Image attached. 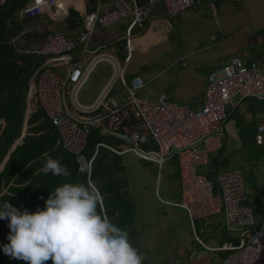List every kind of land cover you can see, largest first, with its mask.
<instances>
[{
  "label": "built area",
  "instance_id": "built-area-1",
  "mask_svg": "<svg viewBox=\"0 0 264 264\" xmlns=\"http://www.w3.org/2000/svg\"><path fill=\"white\" fill-rule=\"evenodd\" d=\"M197 1L148 0L140 5L136 0H115L110 10L84 14L76 39H69L61 32L52 33L27 51L43 60L29 81L27 112L30 113L34 100L56 135V146L74 156L78 172L86 176L87 185L96 189L92 168L102 149L117 156L132 153L158 169L165 161L175 158L181 186V200L175 205L184 210L191 227L194 228L195 221L222 215L226 230L239 236L237 245L226 243L211 249L225 253L218 264H264V221H258L247 205L242 171H200L220 150L223 126L229 115L246 99L264 102V68L253 60L246 64L237 56L230 57L207 76L203 105L198 109L171 103L163 96L152 104L137 95L144 87L141 78L128 80L125 75V65L135 49L134 30L144 29L152 6L162 4L165 16L173 19L192 9ZM63 2L30 0L20 11V17L57 16ZM127 16L132 17L123 36L127 56L124 66H120L91 51L89 42L96 26L105 28ZM212 40L221 41V34H215ZM102 60L111 62L115 74L93 104L84 106L77 95ZM54 66H64L65 77L52 71ZM116 82L123 91H114ZM92 133L124 143L126 149L98 142L87 156L85 150ZM254 140L264 147V122L256 126ZM260 206L264 210V197ZM194 240L203 246L198 235L194 234Z\"/></svg>",
  "mask_w": 264,
  "mask_h": 264
},
{
  "label": "crops",
  "instance_id": "crops-1",
  "mask_svg": "<svg viewBox=\"0 0 264 264\" xmlns=\"http://www.w3.org/2000/svg\"><path fill=\"white\" fill-rule=\"evenodd\" d=\"M114 1L115 0H64L62 10L60 12L58 11V13H60L59 15L53 17L44 15L39 18H34L37 20L34 30L37 33L45 34V39L54 32H61L65 35L63 28L46 32V29H49L48 26H51L53 21H58L60 24L65 23L67 28L72 31V35H65V37L69 39H76L82 28V18L84 14L95 11L102 13L110 10ZM136 1L138 4L142 5L148 0ZM241 2H243V0ZM196 5L192 9L173 19L167 18L164 10L163 12H157L158 6L155 10L153 9L157 15L152 12L150 13V17L146 22L144 29L140 31L139 28H135V38L133 41L135 49L126 63L127 65L130 62L134 52H137L140 56L151 55V58L158 57L161 64H163L161 69L158 72L156 71L152 76L148 74L146 75L147 77L151 76L150 79H154L155 76L159 74L162 76L163 74L164 80L161 81L160 87L163 84H165L166 87L164 93H161L158 98L163 96L171 103L188 106L191 109H198L203 105L207 76L214 69L224 64L225 61L223 62V58H226L227 62L230 57L237 56L246 64L251 60L256 62L255 57H251V55H244L243 57H240L228 51H224L221 47H218V43L224 42L225 40L220 31L219 25L216 22H213L210 18H204L203 15L200 16L195 7H197V9L201 7ZM212 12L215 15L216 8L215 10H212ZM69 13L73 14L71 17L73 19V26L68 25V21L70 20H68V17H70ZM125 19L129 20V23L124 29L121 28L116 31L109 30L106 32L107 29ZM131 20L132 17L127 16L119 22L105 28L96 26L89 42V49L112 60V62H117L120 66H124L127 52L123 42V36L125 35L126 28L130 24ZM174 21L177 22L174 23ZM218 33L221 34L222 40L214 42L212 37ZM116 54H119L120 56L122 54L124 55L122 64L120 63L119 58L116 57ZM39 60L40 59L38 58V61ZM102 61L111 64L109 61ZM147 62L148 60H145L143 63H139L137 71L138 68L147 65ZM182 63L184 65H182ZM136 76L141 78L144 86L148 83V81H150V79H147L146 82H144L139 73L131 78ZM105 86L101 88L99 94ZM99 94H97V97ZM246 100H244L239 107L229 115L227 121L225 122L220 138L221 148L211 157L209 170L213 169L215 171H222L239 169L242 171V166L246 165V171L249 172L248 176L250 180V187L247 189V205L252 209V211L253 209L256 211V219L262 222L264 221V210L261 209L260 201L262 197H264V147L258 146L260 147L258 148L256 146L254 136L256 126L264 122V102L258 101L257 103L254 102L257 101L254 99ZM91 104L93 103L84 106H89ZM25 128L26 125L24 126L21 138L24 136ZM21 138L19 140H21ZM174 161L176 165L174 174L178 179L180 186L178 165L176 159H174ZM162 168H157L158 175ZM209 170L207 169L205 171L204 169L201 170V172L204 173ZM155 192L157 194V191ZM130 196L134 204V220L136 223V205L133 200L131 187ZM158 198L160 202L181 210L183 212L182 215L184 219L188 220L190 225L189 219L184 210L175 205L181 200L180 190L177 193V201L175 202L164 201L160 197ZM135 223L134 229L137 232ZM190 229L192 235L189 234L190 236L187 238L188 245L186 246H191V248L186 249V253L184 254L185 258L181 264H192L193 255L197 254V248L199 247L206 251V255H204L205 259L200 258L197 261V264H218L220 260L224 258L225 253L221 251H211V249L218 248L226 243H232L234 245L239 243L238 234L228 232L226 230L223 224L222 215L212 216L206 220L195 221L194 228L190 225ZM194 234L198 235L202 239L203 246L194 240ZM215 236H219V238L214 239Z\"/></svg>",
  "mask_w": 264,
  "mask_h": 264
},
{
  "label": "trees",
  "instance_id": "trees-1",
  "mask_svg": "<svg viewBox=\"0 0 264 264\" xmlns=\"http://www.w3.org/2000/svg\"><path fill=\"white\" fill-rule=\"evenodd\" d=\"M29 1L0 2V167L6 160L0 171V201H8L20 211L27 209L34 213L45 209V201L56 187L66 182L85 185L87 182L86 176L78 172L74 156L56 146V135L34 100L31 101L29 118L26 123L24 121L29 81L34 73L29 71V67L34 62L37 68L40 65L38 58L27 51L45 40V34L34 30L37 20L20 17V11ZM72 13L68 17V25L71 26ZM23 40L30 43L28 48L19 46ZM20 138V143H17ZM104 138L92 133L85 154L90 156L95 144L103 142ZM110 156L117 157L107 150H100L93 163L92 179L103 198L104 211L98 206V212L107 215L117 227L126 229L130 242L137 248L135 209L128 179L120 175L121 170L113 169L107 163ZM48 157L59 160L71 175L65 177L40 172ZM8 224L9 220H0V264H27L3 251L4 245L10 242L7 239L10 233ZM46 264H52V261Z\"/></svg>",
  "mask_w": 264,
  "mask_h": 264
},
{
  "label": "rangeland",
  "instance_id": "rangeland-1",
  "mask_svg": "<svg viewBox=\"0 0 264 264\" xmlns=\"http://www.w3.org/2000/svg\"><path fill=\"white\" fill-rule=\"evenodd\" d=\"M198 5L201 8L197 9L195 7V9L200 16L203 15L204 18H210L219 25L225 40L218 43V47L240 57L251 55V57H255L256 64L264 68V0H243L240 3H236L234 0H198L196 6ZM157 6V12H163L164 10L162 4H154L151 12L155 15L157 13L153 9L155 10ZM212 6L216 8L215 15L212 12ZM128 21L127 19L122 20L107 29L106 32L124 29L129 23ZM48 27L49 29H46V32L63 28L65 35H72L71 29L67 28L65 23L60 24L58 21H53L51 26L49 25ZM29 45L30 43L27 40L19 43V46L23 49L28 48ZM116 57L119 58L122 64L124 55L116 54ZM145 60H148L147 65L138 68L137 71L138 64L145 62ZM39 61L41 65L43 61L41 59ZM223 62L224 64L226 63V58H223ZM84 63L87 64L88 60L85 59ZM162 65L158 57L151 58V55L140 56L137 52H134L132 59L125 67V75L129 80L132 76L139 73L143 81L146 82L156 71L158 72L161 69ZM182 65L184 64L182 63ZM36 68L37 63L34 62L29 67V71L33 72ZM51 69L61 77H65L64 66H54ZM114 74V68L110 63L105 61L97 63L87 83L77 95L79 102L83 105L93 103L101 88L113 78ZM147 74L151 76L147 77ZM163 80V74L162 76L160 74L155 76L154 79L151 78L144 88L138 90L137 95L152 104H156L158 96L164 93L166 87L165 84L160 87ZM115 90L123 91L119 82H116ZM254 102L258 103V101ZM38 111H40V107H38ZM71 111L73 115L78 116L75 111L72 109ZM102 141L119 150L126 149L124 143L115 139L105 137ZM256 146L258 147L259 145L256 144ZM174 159L171 158L164 162L159 175L156 165L142 161L132 153H125L117 157L110 156L106 159L113 169L121 170L120 175L129 181L136 205V247L145 257L142 264H181L185 258L186 249L191 248V246H186L188 245L187 238L192 233L188 220L184 219L182 215L183 212L160 202L158 198L160 197L164 201H177V193L180 190V186L174 174L176 169ZM242 167L247 191L250 187L249 172L246 171V165ZM209 168L210 166L208 165L200 168V171L204 169L206 171ZM155 191H157V194ZM253 213L256 216L257 213L254 209ZM218 238L219 236H215L214 239ZM204 255H206V251L200 247L197 248V254L193 255L191 263L197 264V261L200 258H204Z\"/></svg>",
  "mask_w": 264,
  "mask_h": 264
},
{
  "label": "clouds",
  "instance_id": "clouds-1",
  "mask_svg": "<svg viewBox=\"0 0 264 264\" xmlns=\"http://www.w3.org/2000/svg\"><path fill=\"white\" fill-rule=\"evenodd\" d=\"M40 172L70 176L66 166L48 157ZM92 185L66 182L55 188L45 209L20 211L0 201V220H9L10 241L3 251L27 264H142L144 255L129 240L126 229L114 225Z\"/></svg>",
  "mask_w": 264,
  "mask_h": 264
},
{
  "label": "water",
  "instance_id": "water-1",
  "mask_svg": "<svg viewBox=\"0 0 264 264\" xmlns=\"http://www.w3.org/2000/svg\"><path fill=\"white\" fill-rule=\"evenodd\" d=\"M28 117H29V112H27V114H26V119H25V122H26V120L28 119ZM21 140H19L17 143H19ZM14 148V147H13ZM12 148V149H13ZM7 159V158H6ZM6 162V160L3 162V164H2V166L4 165V163ZM2 166L0 167V171L2 170Z\"/></svg>",
  "mask_w": 264,
  "mask_h": 264
},
{
  "label": "bare ground",
  "instance_id": "bare-ground-1",
  "mask_svg": "<svg viewBox=\"0 0 264 264\" xmlns=\"http://www.w3.org/2000/svg\"><path fill=\"white\" fill-rule=\"evenodd\" d=\"M63 5V4H62ZM63 7V6H62ZM62 7H59L58 11L60 12L62 10Z\"/></svg>",
  "mask_w": 264,
  "mask_h": 264
}]
</instances>
